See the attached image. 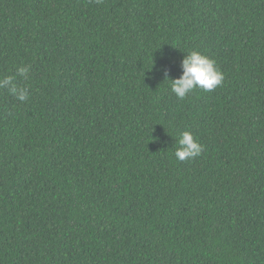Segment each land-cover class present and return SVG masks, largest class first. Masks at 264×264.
<instances>
[{
	"label": "trees",
	"instance_id": "16d2710c",
	"mask_svg": "<svg viewBox=\"0 0 264 264\" xmlns=\"http://www.w3.org/2000/svg\"><path fill=\"white\" fill-rule=\"evenodd\" d=\"M5 76L0 264H264V0H0Z\"/></svg>",
	"mask_w": 264,
	"mask_h": 264
},
{
	"label": "clouds",
	"instance_id": "9594fccd",
	"mask_svg": "<svg viewBox=\"0 0 264 264\" xmlns=\"http://www.w3.org/2000/svg\"><path fill=\"white\" fill-rule=\"evenodd\" d=\"M181 63L182 74L179 78L171 79L170 86L172 93L179 99H184L195 88L211 91L219 86L224 79L215 61L199 51L193 50L187 53ZM29 70L28 66H21L16 69V74L26 78ZM14 79L13 76L3 77L0 79V88L7 86L8 92L16 99L27 100L28 89L17 85ZM175 143L178 147L174 155L180 161L195 158L202 151V145L188 131L182 132Z\"/></svg>",
	"mask_w": 264,
	"mask_h": 264
}]
</instances>
